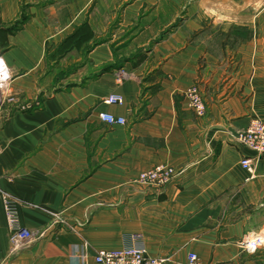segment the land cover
Listing matches in <instances>:
<instances>
[{
	"label": "crops",
	"instance_id": "crops-1",
	"mask_svg": "<svg viewBox=\"0 0 264 264\" xmlns=\"http://www.w3.org/2000/svg\"><path fill=\"white\" fill-rule=\"evenodd\" d=\"M20 22L16 30V23ZM88 24L93 38L57 53ZM0 47L26 111L0 112V189L44 238L10 255L0 198V264H97L141 240L184 263L264 264L240 247L264 228V154L234 135L264 120V5L258 0H0ZM199 85L207 112L185 91ZM117 93L123 103L106 104ZM99 112L122 116L109 124ZM167 164L161 188L137 183ZM66 219L53 226L55 214Z\"/></svg>",
	"mask_w": 264,
	"mask_h": 264
},
{
	"label": "built area",
	"instance_id": "built-area-1",
	"mask_svg": "<svg viewBox=\"0 0 264 264\" xmlns=\"http://www.w3.org/2000/svg\"><path fill=\"white\" fill-rule=\"evenodd\" d=\"M15 78L14 72L9 67L0 47V112L13 104L19 110L26 111L30 104L23 103L17 93L14 92L12 83ZM190 107L198 115H204L207 112L206 102L201 94L199 85H193L185 91ZM124 99L120 94L112 93L104 98L103 102L112 105V103H123ZM101 119L113 125L115 123L124 125L127 119L115 114L99 112ZM234 139L241 145H245L255 151L257 156L244 155L240 165L249 172L248 178H253L256 172V162L264 154V120L260 117L253 118L250 124L243 129H238ZM4 150V145L0 142V154ZM180 172L173 166L167 164H158V166L144 170L137 177V183L141 185H150L155 188H161L169 184ZM0 198L4 203L5 213L8 220L10 236V255L14 256L23 249L29 248L35 241L44 238L49 233V226L43 229L27 228L21 224L18 213V202L6 192L0 189ZM66 219L61 213L55 214L51 225L64 226ZM136 244L131 246L119 247L117 249L103 248L95 254L97 264H171L170 258L152 256L148 252L147 246L141 240V236L135 235ZM240 247L245 251L255 253L264 248V228L259 232L247 234L240 242ZM181 264H209L194 251L189 252L188 258Z\"/></svg>",
	"mask_w": 264,
	"mask_h": 264
},
{
	"label": "trees",
	"instance_id": "trees-1",
	"mask_svg": "<svg viewBox=\"0 0 264 264\" xmlns=\"http://www.w3.org/2000/svg\"><path fill=\"white\" fill-rule=\"evenodd\" d=\"M20 22L16 23L14 28H11L9 31L16 30L17 25ZM94 36L92 28L88 24H84L72 35L68 36L60 47L56 50L57 53H64L71 48H81L85 43L89 42Z\"/></svg>",
	"mask_w": 264,
	"mask_h": 264
},
{
	"label": "rangeland",
	"instance_id": "rangeland-1",
	"mask_svg": "<svg viewBox=\"0 0 264 264\" xmlns=\"http://www.w3.org/2000/svg\"><path fill=\"white\" fill-rule=\"evenodd\" d=\"M260 5H264V0H258Z\"/></svg>",
	"mask_w": 264,
	"mask_h": 264
}]
</instances>
